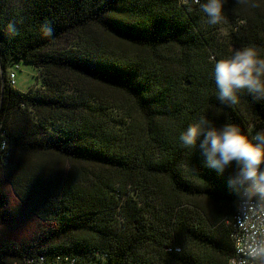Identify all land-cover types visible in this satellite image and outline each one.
Segmentation results:
<instances>
[{
    "label": "trees",
    "instance_id": "obj_1",
    "mask_svg": "<svg viewBox=\"0 0 264 264\" xmlns=\"http://www.w3.org/2000/svg\"><path fill=\"white\" fill-rule=\"evenodd\" d=\"M203 2L0 0V187L2 177L20 207L50 224L24 241L0 231V264H226L233 255L235 163L219 174L179 135L200 117L264 128V99L241 90L222 105L214 80L230 44L264 57V0H222L232 21L223 37ZM15 60L36 68L37 85L9 84Z\"/></svg>",
    "mask_w": 264,
    "mask_h": 264
},
{
    "label": "clouds",
    "instance_id": "obj_2",
    "mask_svg": "<svg viewBox=\"0 0 264 264\" xmlns=\"http://www.w3.org/2000/svg\"><path fill=\"white\" fill-rule=\"evenodd\" d=\"M222 9V0H204L201 4L208 25L221 22ZM42 34L51 37L52 27L45 24ZM214 80L222 105L236 104L241 90L264 99V57L255 46L238 48L230 57L215 63ZM179 141L186 148L198 146L206 166L219 174L235 163L229 186L245 199L249 198V189L255 190V198L264 197V128L249 127L245 132L235 123L217 127L207 117H200L180 133ZM6 148V143H0V150ZM249 253L253 264H264V240L254 241Z\"/></svg>",
    "mask_w": 264,
    "mask_h": 264
},
{
    "label": "rangeland",
    "instance_id": "obj_3",
    "mask_svg": "<svg viewBox=\"0 0 264 264\" xmlns=\"http://www.w3.org/2000/svg\"><path fill=\"white\" fill-rule=\"evenodd\" d=\"M222 17L221 22L217 24V33L221 37L230 31L232 25L231 15L228 12L225 11ZM60 43H63V39ZM236 49L238 48L234 45H229V50L235 51ZM15 65L18 67L14 68ZM7 69L14 71V86L20 90H26L30 85L38 84L39 77L36 75V68L31 63L15 60L13 63L8 64ZM258 124V122L255 123V125ZM1 184L0 189L5 200L3 205H5L7 212L10 213V215H5L2 221L0 220V231L6 238L24 241L31 238L41 228L50 226L49 223L41 221L33 213L19 206L21 204L18 197L13 192L9 183L2 177ZM1 209L2 207H0Z\"/></svg>",
    "mask_w": 264,
    "mask_h": 264
},
{
    "label": "built area",
    "instance_id": "obj_4",
    "mask_svg": "<svg viewBox=\"0 0 264 264\" xmlns=\"http://www.w3.org/2000/svg\"><path fill=\"white\" fill-rule=\"evenodd\" d=\"M197 1V0H195ZM18 67L17 65L14 68ZM15 73L9 70L7 80L14 85ZM2 143H5L2 141ZM254 189H249L248 199L241 198L237 201L232 215V230L230 237L233 243L234 253L227 259L226 264H253L249 249L254 241L264 240V197L255 198ZM174 251L179 247L173 246ZM106 253L102 254L105 257ZM68 264H75L73 259Z\"/></svg>",
    "mask_w": 264,
    "mask_h": 264
},
{
    "label": "crops",
    "instance_id": "obj_5",
    "mask_svg": "<svg viewBox=\"0 0 264 264\" xmlns=\"http://www.w3.org/2000/svg\"><path fill=\"white\" fill-rule=\"evenodd\" d=\"M227 221H228L227 219H226V220H224V224H226V223H227Z\"/></svg>",
    "mask_w": 264,
    "mask_h": 264
},
{
    "label": "water",
    "instance_id": "obj_6",
    "mask_svg": "<svg viewBox=\"0 0 264 264\" xmlns=\"http://www.w3.org/2000/svg\"><path fill=\"white\" fill-rule=\"evenodd\" d=\"M185 84H188V82L186 81Z\"/></svg>",
    "mask_w": 264,
    "mask_h": 264
}]
</instances>
